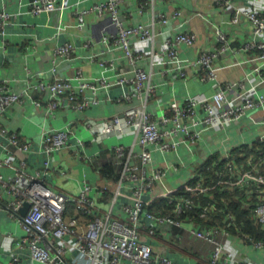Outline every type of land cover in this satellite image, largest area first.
I'll use <instances>...</instances> for the list:
<instances>
[{"label":"built area","instance_id":"2783aa9c","mask_svg":"<svg viewBox=\"0 0 264 264\" xmlns=\"http://www.w3.org/2000/svg\"><path fill=\"white\" fill-rule=\"evenodd\" d=\"M128 1L133 0H104L90 8L75 11L81 28L90 12L111 19V26L116 31L113 34L108 32L105 41L110 37L114 39L116 48L128 59L129 67L126 72L115 73V79L108 75L98 79L85 78L81 69L68 76L56 75L52 80L36 81V75H33L23 92L13 91L8 80L0 79V219L6 215L24 231L25 235L16 243L21 248H29L28 264H182L156 253L146 241L147 237L155 238L159 230L166 227L178 229L179 240L186 233L189 237L209 243L212 252L208 264H243L224 246V239L232 235V230L238 231L233 215L224 216L221 227L201 226L193 217L203 220L213 218L218 210L217 206L209 201L203 205L196 197L223 184L230 186L233 193L242 192L241 195L246 200L256 201L252 204L253 218L264 230V175L257 162H254V155L239 164L231 160L232 151L228 152L225 155L228 161L226 171L218 172L221 177L218 182L208 187L202 181L204 177L195 175L193 180L198 179L197 184L187 185L182 189L191 196H174L176 191L168 190L156 195L154 190L168 176L180 172V163L157 167L154 154L161 153L165 157V154L176 151L181 146L192 151L195 143L201 139L200 127L225 128L234 121H240L248 113L264 105V94L248 89L244 82H219L216 63L225 53L233 51V44L226 33L218 30L217 46L211 51L202 50L194 61L187 63L189 68L202 71V81L216 83L215 94L208 99L195 100L189 97L181 104L174 103L169 107V116L157 119L148 109L149 102L156 95L157 86L153 82L152 72L140 66L144 56L134 51L131 37L138 34L142 39H149L159 34L147 26L136 28L126 23L122 6ZM215 2L221 7L232 5L231 0ZM28 6L33 15L51 13L61 8L57 0H30ZM233 12V22H237L240 17L245 18L252 24L254 36L264 34V13L237 7ZM182 15L180 10L173 13L176 18ZM13 16L5 9L0 10V34H5L6 26ZM159 18L163 23H168L164 13ZM197 39L195 33L174 30L166 39L164 55L176 63L182 48L196 46ZM91 43L88 40L84 46L88 48ZM243 49L245 52L258 53L264 62V42L249 41ZM76 52L72 43H65L54 50L55 62L57 59L71 62ZM98 56L95 54L85 58L91 63L98 62L107 69L106 61L99 60ZM53 70L56 72L57 67ZM180 74L182 77L186 76L184 72ZM118 86L131 89L115 99L117 103L128 104L123 114L106 119L86 115L91 106L100 103L96 98L88 99V91L96 95L100 90L110 91ZM34 92L48 94V117H57L64 108L78 113L84 128L93 136V143L97 144L95 150L89 153L91 147L77 136L70 124L61 128L43 126L38 152L44 157V171L36 169L34 173L30 172L27 160L34 151L35 144L2 125L1 120L15 104L22 103ZM32 103L38 108L42 106L38 99L32 100ZM127 137H132L130 143H124ZM181 137L183 138L180 139ZM111 138H117L118 141L106 144L105 141ZM71 146L74 152L80 153V158L89 161H94L103 154L108 155L109 162L117 169V190L114 191L108 210H103L100 206L101 197L110 191L108 185L95 186L84 179L80 193L73 196L55 190L48 184L46 176L51 165L57 161L56 153ZM262 154L258 160L264 162V153ZM163 161L167 163L166 160ZM9 169L11 174L5 172ZM124 187L129 194L122 191ZM160 198L167 199V204L173 207L172 213H166L155 206ZM27 201L31 205L26 215L22 216L21 209ZM70 204L75 206L76 213L85 217V225L67 219ZM116 206L121 213H118ZM245 237L257 249L264 248L263 240L254 241L250 235ZM71 250H74V255L70 262L66 259V254ZM10 264L25 263L19 254L13 253Z\"/></svg>","mask_w":264,"mask_h":264},{"label":"crops","instance_id":"0c3cea01","mask_svg":"<svg viewBox=\"0 0 264 264\" xmlns=\"http://www.w3.org/2000/svg\"><path fill=\"white\" fill-rule=\"evenodd\" d=\"M102 1L104 0H57L61 5L59 10L33 15L29 11L30 0H0V10L5 9L14 14L6 26L5 34H0V79L8 80L13 91L23 92L33 75H36V81L52 80L56 75L68 76L81 69L85 78L98 79L108 75L115 79V73L128 71V59L116 48L114 39L110 37L105 41L108 32L113 34L116 31L111 26L109 17H101L90 12L85 17L83 28L79 26L75 11L90 8ZM231 1L232 5L226 7L217 5L215 0H133L122 6L128 25L136 28L147 26L159 34L149 39H142L138 34L131 37L134 51L144 56L140 66L152 72L153 82L157 86L156 95L148 105L149 111L157 119L169 116V107L174 103L181 104L189 97L195 100L208 99L215 94L216 83L202 81V71L194 67L189 68L187 63L194 61L202 50L211 51L217 46L218 30L226 33L233 44V51L225 53L216 63L219 82L221 84L244 82L248 89L264 94V62L258 53L245 52L243 49L249 41L264 42V34L254 36L253 26L245 18L240 17L237 22H233L234 8L264 13V0ZM177 10L182 12L181 17L173 16ZM161 13H164L168 23H163L159 18ZM174 30L195 33L198 38L196 46L182 48L176 63L164 55L166 39ZM88 40L92 43L86 48L84 44ZM65 43H72L76 47L74 59L71 62L57 59L55 62L54 50ZM95 54L99 55V60L106 61L107 69L101 67L98 62L91 63L85 58ZM55 66L56 72L53 70ZM182 72L185 73V77L181 76ZM129 91H131L129 87L121 86L110 91L100 90L96 95L88 91L86 97L96 98L100 103L91 106L86 115L106 119L123 114L128 104L117 103L115 99ZM35 99L41 101V108L33 105L32 100ZM48 100V94L34 92L22 103L15 104L1 120L2 125L35 144L34 151L27 160L29 171L32 173L36 169L44 171V157L38 152L43 126L61 128L70 124L77 136L91 147L89 153L94 151L97 145L93 143V136L86 131L83 120L75 111L64 108L59 111L57 117H48L46 114ZM199 132L201 139L195 143L192 151L186 146H181L176 151L165 154L166 158L161 153L154 154V163L157 167L177 163L181 166L179 173L168 176L156 185L154 194L159 195L168 190L178 193L185 186L193 185L191 182L194 176L200 172L198 166L206 160L213 157L225 159V155L230 151L233 153L262 141L264 105L225 128L200 127ZM111 139L113 143L118 141L117 138ZM109 140L107 139L105 143L113 144ZM131 140L132 137H127L124 143H130ZM79 154L74 152L72 146L57 152V161L51 165L46 176L48 184L55 190L73 196L80 193L84 179L95 186L108 185L111 197L107 198L105 195L100 199L101 208L108 210L114 191L117 190V183L112 182V179L107 180L101 174L102 163L109 162L108 155L102 156L96 163L97 159L89 161L80 158ZM240 156L246 158L242 153ZM5 172L11 174L10 169ZM122 191L130 193L125 187ZM116 209L121 213L118 206ZM67 219L76 220L81 225L86 224L85 217L74 211L69 213ZM166 229L159 230L155 238L146 239L156 253L166 255L182 264H208L212 252L209 243L189 237L186 233L184 238L179 240L178 229L170 227ZM24 235L18 223L6 215L0 219V264H10L13 253L19 254L25 264L30 262L29 248L26 246L21 248L16 243ZM245 236L232 233L224 239L225 249L234 253L243 264H264V248L257 249ZM253 239L259 241L254 237ZM73 255L74 250H71L66 254V259L71 262Z\"/></svg>","mask_w":264,"mask_h":264},{"label":"trees","instance_id":"16d2710c","mask_svg":"<svg viewBox=\"0 0 264 264\" xmlns=\"http://www.w3.org/2000/svg\"><path fill=\"white\" fill-rule=\"evenodd\" d=\"M241 153L246 158H242L240 156ZM262 153H264V142L260 140L252 147H244L241 150L234 151L231 155V160H234L235 162L241 164L242 162H245L247 159H249L252 155H254V162H257L258 166L261 169V174L264 175V162L258 160L260 156H263ZM102 156L105 157V154L101 155L98 159H100ZM98 159L96 163L98 162ZM227 162L228 161L224 158L221 159L219 157H213L211 159L206 160L205 163H203L202 165L198 166L200 176L204 177V179L202 180L203 183L206 185H211L212 183L218 182L221 178L218 172L226 171L225 167L227 165ZM101 166L102 177H105L107 180L112 179V182H116L118 180V171L111 163L104 162ZM197 182L198 179H194L191 184H197ZM230 189V186L222 184L218 185L215 190L205 194H200L198 197H196L197 201L199 203L202 202L201 204L203 205L206 204L208 201L212 202L217 206L218 210L214 213L215 215H213V218H210L208 220L198 219L196 216L193 217L195 222L200 223L201 226L213 225L221 227L223 226L224 216H226L227 214H231L235 217V222L238 228V231L234 229L232 230L233 234L237 233L242 237L246 234H249L253 236L256 240H264V230L255 222L253 218L252 204L256 201H248L245 199L244 195H241L242 192L233 193L230 191ZM103 195H106L107 198L111 197V193L109 191L105 192ZM180 195L191 196V194L187 193L186 190H181L174 196ZM72 206L75 210V206ZM155 206H157L158 209H163L166 213H172L173 211V207L168 205L167 199L164 198L158 199V201L155 203ZM220 210L224 212H220Z\"/></svg>","mask_w":264,"mask_h":264},{"label":"water","instance_id":"95a60500","mask_svg":"<svg viewBox=\"0 0 264 264\" xmlns=\"http://www.w3.org/2000/svg\"><path fill=\"white\" fill-rule=\"evenodd\" d=\"M30 205H31V203H30L29 201H27V202L25 203V205L22 207V209H21V215H22V216H25V215H26V213H27V211H28Z\"/></svg>","mask_w":264,"mask_h":264},{"label":"rangeland","instance_id":"374dc122","mask_svg":"<svg viewBox=\"0 0 264 264\" xmlns=\"http://www.w3.org/2000/svg\"><path fill=\"white\" fill-rule=\"evenodd\" d=\"M109 142H110V143H113V139H110ZM72 205H73V204H70V205H69V213L71 212V210L75 212L74 207H73Z\"/></svg>","mask_w":264,"mask_h":264}]
</instances>
